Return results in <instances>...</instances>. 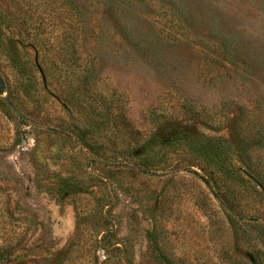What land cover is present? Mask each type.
<instances>
[{"label":"rangeland","instance_id":"1","mask_svg":"<svg viewBox=\"0 0 264 264\" xmlns=\"http://www.w3.org/2000/svg\"><path fill=\"white\" fill-rule=\"evenodd\" d=\"M62 1L79 13L77 41L69 28L75 13L68 6L66 11L53 0H0V69L12 84L18 78L24 86L25 107L33 116L52 127H83L89 111L66 104L78 71L71 61L75 50L79 69L92 67L97 91L120 101L132 132L106 133L122 166L107 168L91 163L83 148L48 141L0 114V239L24 229L22 240L39 238L50 246L48 256L29 257L45 264L78 234L95 239L101 227L91 213L97 200L110 196L103 210L112 220L116 246L128 250L133 264H162L152 230L168 245V256L187 264H228L220 260L206 214L195 204L203 190L197 181L183 172L171 180L174 173L143 177L126 166L137 155L136 132L142 142L154 133L164 138L186 130L221 142L229 152L239 125L264 139V0ZM7 37L16 44V51L6 47L8 61L2 51ZM15 53L18 66H8ZM109 127L104 124V131ZM255 155L264 166V154ZM181 158L167 156L169 164ZM107 170L115 179L102 177ZM106 258L99 250L92 264ZM107 264H118L117 258L111 255Z\"/></svg>","mask_w":264,"mask_h":264},{"label":"trees","instance_id":"2","mask_svg":"<svg viewBox=\"0 0 264 264\" xmlns=\"http://www.w3.org/2000/svg\"><path fill=\"white\" fill-rule=\"evenodd\" d=\"M53 1L58 3V8H64L66 11L69 8L72 14L75 13L74 21L69 28L72 38L77 41L81 24L79 13L65 1ZM23 6L22 4L21 7ZM6 47L16 51L15 41L7 37V43L2 50L5 51L4 56L8 61ZM72 47L74 50V46ZM72 53L74 55L73 58L71 57L72 66H77L78 71L76 70L72 75L71 86L68 87L69 92L66 94V104L76 102L89 111V116L83 121V127L77 125L52 127L42 122L37 116H33L25 107V98L28 93L24 86L17 81L18 78L16 83L12 84L9 76L3 74L1 69L0 114L5 118L13 116L17 126L32 127L48 141H55L73 148H83L91 156V163L107 168L122 167L118 165V156L114 152L115 143L111 139L113 136H108L106 133L108 131L119 133L121 130L132 132L124 116L123 107L119 100L107 99L97 91L92 67L79 69V66L83 65L78 53L75 50ZM55 55L50 57L55 61L54 63L57 62ZM18 63V54L15 53L11 64L9 65L8 62L7 65L18 66ZM11 72L14 77H17L18 71L14 72L12 69ZM104 124L111 128L104 131ZM136 134L139 152H135L138 156L134 154L133 162L126 166L128 171L143 177L153 176L156 179L174 173L169 175L168 180L182 172L190 176L191 181H197L203 187V190H199L195 204L206 214L210 235L216 238L213 242L218 249L220 260L228 264H264V166L259 156L255 155L256 153L264 154L263 137L248 135L239 125L234 135V150L229 152L221 142L212 139L200 140L186 130H179L164 138L154 133L142 142H140L141 134L139 132ZM34 151L35 149L31 154ZM168 153H180L183 158L175 164H169ZM101 172L104 179L110 181L115 179L114 172L110 170ZM54 178L55 175H52L51 179L54 180ZM90 179L104 184L103 180L96 176H91ZM95 203L97 206L92 211L91 217L101 227L95 239L91 242L86 241L83 239L82 232L65 249L53 253L45 264H78L79 262L92 264V258L94 259L99 250L108 256V260L106 258L102 264H107L111 255L117 258L118 264H133L128 250L125 247L116 246L117 242L114 238L116 233L112 220L108 212L103 210L109 206L110 196L97 200ZM214 204L219 206V211L214 208ZM83 215L82 221L88 219L85 213ZM222 216L226 223L222 221ZM14 231L16 232L0 239V264H35L36 262H29V257L50 254L48 253L50 246H45L39 238L37 241H31V238L22 240L24 229L15 228ZM158 235L155 230L150 233L156 244V251L163 253L162 264H187L181 258L168 256L164 252L168 245L162 238L159 243ZM222 238L227 239L222 241Z\"/></svg>","mask_w":264,"mask_h":264}]
</instances>
